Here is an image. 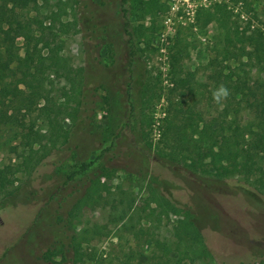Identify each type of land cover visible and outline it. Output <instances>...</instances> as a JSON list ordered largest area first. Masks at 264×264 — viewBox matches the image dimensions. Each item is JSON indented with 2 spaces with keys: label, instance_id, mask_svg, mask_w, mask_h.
I'll return each mask as SVG.
<instances>
[{
  "label": "rangeland",
  "instance_id": "1",
  "mask_svg": "<svg viewBox=\"0 0 264 264\" xmlns=\"http://www.w3.org/2000/svg\"><path fill=\"white\" fill-rule=\"evenodd\" d=\"M59 1L66 13L61 16L64 27L59 29V22L56 30L65 41L64 55L73 69L82 68V75L67 79L34 70L21 88L39 95L38 105L0 133V170L7 185L0 189V264H73L71 254L65 257L55 240L62 227L80 242L74 246L82 257L77 264H120L123 258L144 264H248L264 259V195L238 176L220 181L188 171L181 162L188 152L175 141L181 127L186 137L191 135L194 113L211 119L222 109V93L212 74L224 66L223 27L230 18L239 31H264V0H131L138 48L132 78L120 0H49L50 7L19 13L42 18L58 10ZM22 24L2 30L21 55ZM175 53L180 58L171 70ZM243 70L256 93L264 91V67L248 62ZM173 72L185 83L174 86ZM257 84L263 87L257 90ZM59 108L65 111L66 118L59 121L70 131V142L29 175L21 167L22 155L35 164L39 144L34 142L31 151L23 143L33 139V130L51 146L50 121H58L52 111ZM244 111L247 121L254 119V110ZM113 144L117 149L111 151ZM104 153L108 170L98 169ZM159 156L175 162L165 166ZM83 162L91 165V174H86L90 179L77 186V205H82L72 211L71 202L61 203L71 189H59L69 177L77 184L87 177L76 174ZM51 195L54 199L46 202ZM162 197L180 214L164 213L157 202ZM8 203L11 207L2 211L1 205ZM187 212L210 257L186 253L190 240L175 248L181 237L177 221ZM157 240L171 245L167 258L156 249ZM48 249L51 261L43 258Z\"/></svg>",
  "mask_w": 264,
  "mask_h": 264
},
{
  "label": "trees",
  "instance_id": "2",
  "mask_svg": "<svg viewBox=\"0 0 264 264\" xmlns=\"http://www.w3.org/2000/svg\"><path fill=\"white\" fill-rule=\"evenodd\" d=\"M61 2L56 4L58 10H50L49 14L42 18H26L20 15L19 10H39V8L50 7L49 0H0V133L15 123L18 125L20 116L26 115L38 105L39 95L34 91H25L21 88L34 70L39 68L43 72L67 79L82 75V68L73 69L71 60L64 55L65 41L59 37L56 30V24L59 22V29L64 27L61 16L66 13V10L64 3ZM130 2L131 0H120V12L123 19L122 28L127 36L128 67L130 78H132L138 48L135 41L136 34L131 25ZM214 18H209L207 22ZM217 19L223 20L220 17ZM20 21L21 24L22 21L24 22L20 30L23 38L22 55L19 47L9 44L2 34L4 26L13 28L18 26ZM33 26H35L34 29ZM223 28L226 31L227 40L226 47L222 50L221 64L224 66L223 69L220 68L212 74L213 85L219 90L221 87L227 90L226 96L223 93L220 95L223 99L222 109L216 117L211 119L194 113L193 122L189 125L192 128L191 135L186 137V132L182 131L184 127H181V134L175 135L178 136L175 141L179 148L188 152L186 154L188 158L181 159L188 171L195 175L207 174L220 181L238 176L244 184L264 195V91L256 93V87L250 82L249 73L245 70L241 71L248 62L253 63L254 66L264 67V31L261 29L239 31L237 23L230 21V18ZM248 31L250 33H247ZM234 40L238 43L237 46H234L235 43L231 46ZM178 58H180L179 53L171 55V70H174ZM231 60H235L236 65H230ZM226 68L228 72L224 71ZM176 74L173 72V85L184 84L185 80L175 78ZM262 87L263 85L257 84V90ZM244 110H254V119L247 121L244 118ZM52 112L55 113L58 121L54 122L53 119L50 121L54 130L50 135L51 146L48 142L43 144L42 135L33 130L29 131L33 134V139L23 143L29 145L31 151L34 142L39 144L35 153L40 152V159L35 164H32L31 156L22 155L21 167L29 175L35 172L49 156L65 150L70 142V131L64 129L59 121V118L60 120L66 118L64 109L59 108ZM215 122H218L216 127L213 125ZM168 126L171 129V125ZM193 133L195 135L192 136ZM114 149H117L116 144H113L110 150ZM106 154H103L102 159ZM159 158L164 160L165 166H169L168 161L175 162L173 159L165 161L166 157L159 156ZM90 166L84 162L80 163L76 174L90 175ZM98 169H109L104 159L99 163ZM89 175L85 179L82 178L83 180H80L78 184L77 180H74L75 177H69L60 186L59 190L61 187L71 189V192L62 198L61 203L71 202L72 211L79 209L82 205V203L77 205V190L87 181L86 179H90ZM9 183L13 184L8 180ZM6 186L4 172L0 170V189ZM77 186H79L78 189ZM54 196H49L46 202L54 199ZM157 202L160 207L165 208L164 213L180 214V210L169 200L163 198L162 201ZM1 206L4 208L2 211L11 207L10 203ZM125 215L126 213L121 219H124ZM183 216L184 219L177 221L181 237L176 241L175 248L179 250L180 246H184L190 240L191 244L186 245V253L197 255L199 258L200 256L210 257L211 253L205 245L202 232L192 220L191 214L187 212ZM64 228H61L55 240L60 242L64 256L71 254V261L77 264V260L81 261L82 257L74 246L80 242L75 235H68ZM170 247L171 245L167 242L156 241V249L165 253V258L171 250ZM178 252L182 254V251ZM51 255H53L52 250L48 249L43 258L51 261ZM120 264L144 263L139 261L133 263L123 258ZM248 264H264V259Z\"/></svg>",
  "mask_w": 264,
  "mask_h": 264
},
{
  "label": "clouds",
  "instance_id": "3",
  "mask_svg": "<svg viewBox=\"0 0 264 264\" xmlns=\"http://www.w3.org/2000/svg\"><path fill=\"white\" fill-rule=\"evenodd\" d=\"M220 92L223 93L225 96L227 95V90L221 87Z\"/></svg>",
  "mask_w": 264,
  "mask_h": 264
}]
</instances>
